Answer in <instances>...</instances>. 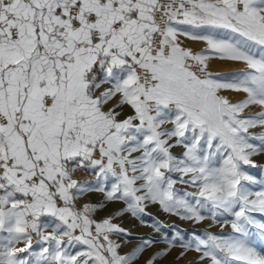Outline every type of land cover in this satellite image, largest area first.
<instances>
[{
	"label": "snow or ice",
	"instance_id": "6c2138e0",
	"mask_svg": "<svg viewBox=\"0 0 264 264\" xmlns=\"http://www.w3.org/2000/svg\"><path fill=\"white\" fill-rule=\"evenodd\" d=\"M261 133L264 0H0V264H264ZM150 205L230 231L122 254Z\"/></svg>",
	"mask_w": 264,
	"mask_h": 264
},
{
	"label": "rangeland",
	"instance_id": "374dc122",
	"mask_svg": "<svg viewBox=\"0 0 264 264\" xmlns=\"http://www.w3.org/2000/svg\"><path fill=\"white\" fill-rule=\"evenodd\" d=\"M189 46L196 50H199L202 47V45L198 43H191V42H189ZM219 65L220 67H217ZM223 66L224 65L222 64H216L214 65V69H216V71H218L221 74L222 73L224 74V72L225 74H227L226 71L227 68ZM246 114L253 115L255 114V112H253L252 110L251 112H248ZM253 131L254 133L260 132V130H253ZM253 159L257 166L255 168L248 166L247 169L248 173L252 175L254 178H256L258 181L264 180V154L256 156ZM79 178L84 181L92 179V177L86 174H81ZM251 190L254 192L262 191L264 190V185L257 183L251 186ZM102 200H103V194L97 192L89 193L85 197V201L91 203H98ZM120 207H122V205L119 204L111 205L108 208V210L102 212L100 214V217L98 218H102L103 216L110 215L114 211L118 210ZM255 218L258 223H264V217H261L259 214H256ZM143 220L144 223H141L139 220H136L130 216L125 215L115 221L116 223L120 224L121 227L127 229L131 233V236L127 238H120V237L115 238L117 239V242L123 244L122 254L128 253L132 248H134L140 242V238L142 237L152 238L153 240H160L162 233H168L171 236L175 234V231L179 230L182 234L185 235L186 239H189L192 233L203 234L204 232L207 231L212 234H226L228 231H230L229 227L224 226L222 224L213 223L212 221H205L204 223L198 225L193 222L181 220L178 217H173L162 212L159 209V206L150 205L146 210V214L144 215ZM153 225H159L160 227L159 233L156 232L155 227H153ZM124 239H131L132 243L124 244ZM253 243L256 246L257 250L264 251V237L257 234L255 236ZM166 247L167 245L165 243H158L153 245L151 250L143 254L141 260L139 261V264H145V261L151 255H153L157 251L164 250ZM184 251L185 250L179 246L174 247L171 250V252L167 256L161 258L157 262V264H200L199 254L195 252H187L183 256V258H180V253Z\"/></svg>",
	"mask_w": 264,
	"mask_h": 264
},
{
	"label": "bare ground",
	"instance_id": "6f19581e",
	"mask_svg": "<svg viewBox=\"0 0 264 264\" xmlns=\"http://www.w3.org/2000/svg\"><path fill=\"white\" fill-rule=\"evenodd\" d=\"M217 67H220V65L219 66H217ZM223 67H225V68H227V69H229V70H227L226 69V71H227V73H231V72H234V71H236L237 70V67L238 66H235V65H224ZM221 69V68H220ZM224 69V68H223ZM216 70V69H215ZM221 71V70H220ZM229 71V72H228ZM223 74V73H222ZM224 74H225V72H224ZM257 110V109H256ZM255 109H253V112H257V111H259V110H257L256 111ZM254 115V114H253Z\"/></svg>",
	"mask_w": 264,
	"mask_h": 264
}]
</instances>
